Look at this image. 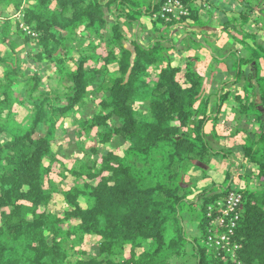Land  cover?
I'll use <instances>...</instances> for the list:
<instances>
[{"label":"trees","instance_id":"trees-1","mask_svg":"<svg viewBox=\"0 0 264 264\" xmlns=\"http://www.w3.org/2000/svg\"><path fill=\"white\" fill-rule=\"evenodd\" d=\"M181 1L188 15L167 17L164 0H0V14L4 6L21 12L18 20L2 19L0 28V42L9 49L7 56L0 53L5 68L0 77V264H66L62 241H81L86 234L99 241L83 250L76 264H177L190 248L195 264H264V187L235 188L231 171L222 183L183 186L188 169L231 154L244 160L232 167L251 161L264 182V43L248 29L255 8L262 18L264 11L260 0L254 6L253 0H241V22L223 21L238 44L231 54L244 88L242 94L225 93L210 113L212 95L206 93L200 58L174 63L170 51L177 42L163 33L179 22L201 24L195 0ZM145 17L151 19L148 29ZM133 24L145 33L136 34L132 48L125 45L123 26ZM14 27L26 46L38 47L28 48L23 58L37 68L47 65L56 86L46 89L37 69L22 67L18 42L11 37ZM80 32L87 40L76 58L71 42ZM69 60L75 68L68 67ZM111 67L117 76L106 88ZM90 94L101 97L93 112L66 128L64 122L84 108ZM229 96L238 104L235 126L255 118L258 127L251 143L225 153L208 140L206 126L211 117L218 119ZM65 136L70 141L90 137L102 145L116 140L117 145L100 153L98 145L88 151L77 139L88 159L96 158L71 170L74 183L59 188L51 161L55 144ZM231 191L242 195L240 216L232 248L218 249L209 239L225 229H214L212 221ZM56 193L69 206L63 215L50 208ZM190 222L199 235L187 234Z\"/></svg>","mask_w":264,"mask_h":264},{"label":"rangeland","instance_id":"rangeland-1","mask_svg":"<svg viewBox=\"0 0 264 264\" xmlns=\"http://www.w3.org/2000/svg\"><path fill=\"white\" fill-rule=\"evenodd\" d=\"M259 3L261 5V8L264 11V0H260ZM3 8H4L3 10H5V13L0 14V22H1L0 28L3 22L2 19L11 18L12 21L19 19L18 18L19 16H16L18 15L19 11H16V9H14L12 6H9V7L4 6ZM232 17H237V15L236 16L233 15ZM146 20L147 22H149L148 25L150 27L151 19H146ZM251 24H253L254 26L255 25L254 21H252L249 25ZM253 26L251 28H253L254 31L257 30L256 34L258 35L260 41L264 43V17L263 19H260L259 24L255 25L256 27H253ZM20 28L23 30L22 26ZM133 29L134 28L130 26H123V33L126 37L125 45H128L130 47H132L131 42L135 39L132 37L134 33ZM250 31L252 32V30ZM26 32L31 33V30L28 28L26 29ZM144 33L145 32L142 31L139 37L141 38L142 34L144 36ZM82 34L84 33L80 32V37H78L74 42H71V45H72L71 46V56L72 57L77 58L79 56V53L77 50L78 47H83L86 44L87 39H84L85 36H83ZM11 37L18 42V47L16 48V50L17 52L18 51L19 52L17 53L18 55L16 56H18L19 62L22 65V67L28 68V70L30 71L37 69L43 77V86L46 89H50L52 86H56L57 80L55 77L51 78L50 75L52 73V70L48 68L47 65H42L41 67L37 68L36 66L29 65L26 58H23L28 48L31 47L32 50L36 51L38 48L37 45H34L32 42H30L32 43V46L30 45L26 46L22 36L20 35L19 31H17L16 27H14V29L11 30ZM135 37H136V34H135ZM83 40H85V42ZM6 47H7L6 45L0 42V53L3 56H7V51L9 49ZM21 49H23L22 52H20ZM170 54L172 55L174 59V63L179 64V65L183 64L182 59H183L184 54L177 52L175 49L170 51ZM205 54L207 55L206 51H205ZM185 61H187V58L185 59ZM67 64L69 68H75V64L73 60L72 61L69 60ZM211 66L212 65H210L206 61L205 56L200 57L199 67H200L201 72L204 73L203 75L205 76V85L208 88L209 86L215 85L213 84L216 82L214 77L218 70V69L212 68ZM4 70H5L4 65L0 64V77L2 76ZM48 76H50L51 79H48ZM116 76L117 75L115 73V69L111 67L110 73L105 78L104 86L106 88L109 87L113 83ZM232 78H234L233 74H231V76H229V78L227 79H232ZM213 80L215 82H213ZM232 81H234V79ZM216 85L217 86L214 88H215V91L216 89H218L216 92V100H217L218 95L220 94L222 96L224 93H222L221 92L222 89H220L221 83L220 84L217 83ZM243 86H244V81L238 82L237 84H233V87H231V89H233L231 93L234 95L235 94L237 95L240 93L242 94ZM214 88H212L213 89L212 92L206 91V93L214 96L215 94ZM258 90L259 89L256 90V100L258 103H261ZM100 99H101L100 95L98 97H95V95L90 94L86 99L87 101H86L84 108L81 111L79 110L80 112L77 111V113L71 114L67 118L66 122H64V125L66 126V128L72 129L73 128L72 124L74 123L76 119H79L82 116V114H86V115L91 114L93 110L95 109L97 103L100 101ZM214 105L217 106V102H215ZM214 105L211 103V106H209V108L214 107ZM237 105L238 104L233 99H231V102L230 103L228 102L226 108H222V110L220 111V114H219L220 121L215 125H210V128L208 130V132H213L216 130L217 135L220 134L221 136H224L222 142L225 145L220 146L221 148H219V150L225 151V153H230L232 148L238 145H242L244 143H249V142L251 143V141L254 140L255 138L254 132L257 130V127H258L256 121L253 120L255 118H250L249 119L250 121L247 120V122L246 123L244 122L243 124H241L240 127L235 126L238 124L237 123L238 121L235 120V115L239 112V110L237 109L238 108ZM242 119H246V117L244 116L242 117ZM195 121L196 120H193L191 122L190 132L192 131V127L195 124ZM212 136L214 135L213 134L210 135V137ZM77 139H79L80 142H84L85 148L88 151H90V147L94 143V141H92L90 137L77 136V138L75 137V139L70 141L71 140L70 137L65 136L64 141H61V142L59 141V143L55 144L54 150L56 151L57 154L55 155V160L52 159L51 161V167H52L51 176L55 180L56 185L59 186V188H69L71 186V183L72 184L74 183L75 177L71 173V170L73 169L81 170L83 162H90L92 159L96 158V156L93 154L91 155V159H88V154L84 153L83 151H81V148L76 146L75 142ZM94 145H98L97 147L100 149V153L101 152L103 153L105 150L115 149L117 143H116V140H112L109 144H106V145L97 144V143H94ZM227 156L228 157H226V155L225 156L218 155V156H215L208 165L199 164L200 166L199 169H196V170L188 169L189 175L185 179V182H183V186L189 187L193 183H197L196 189H200L203 185H206L207 183H210L212 181H215L216 183H222L227 180L228 171H231L233 175V178H232L233 186L235 188L249 186L250 188H253V189H261L262 187H264V182H262L256 177L257 169H256V166L253 165V162L250 161L249 164L246 163V165H244L241 169H236V167H232V165L234 166L237 165L238 159L232 156V154L230 155V157L229 155ZM49 160L50 158H47V162H49ZM205 174H207V176H205ZM50 208L52 211L56 212V214L63 215V212L69 209V206L65 202L63 196L60 193H56L50 205ZM197 234L199 235L198 231H197ZM189 235L193 236L191 231L189 232ZM98 241H99V237L97 235H87V234L82 236L81 241H78L77 239H72V238L63 240L62 245L67 250V253H68V260L66 264H76L77 260L81 257V252H83V250H86V251L91 250L92 247L96 245ZM177 264H195V259L193 258V255H192V248L189 249L188 255L186 258L177 260Z\"/></svg>","mask_w":264,"mask_h":264},{"label":"crops","instance_id":"crops-1","mask_svg":"<svg viewBox=\"0 0 264 264\" xmlns=\"http://www.w3.org/2000/svg\"><path fill=\"white\" fill-rule=\"evenodd\" d=\"M107 1V0H102ZM196 4L198 5L199 9V19L201 20V24H195L192 22H179L173 25H170L166 28H164L163 33L167 37H172L176 44L178 45L175 50L179 53H182L183 55V64L186 58L189 56H205L206 61L212 65L211 67L214 69H218L215 74V81L217 83H221L220 89L222 93H224L222 96L219 94L218 98L216 100V92L218 89L215 88L217 83L213 80V86L207 87L208 91H213L212 88H214V96H211L210 98V106L211 103L214 105L215 102H217V105L227 92H231L233 89V84H237L239 81L236 77V57L231 54V51L238 48V44L235 41V39L228 33V31L225 30L223 21L224 20H236L237 23L241 22L240 17V9H241V0H195ZM253 6L256 4V2L252 1ZM8 9V8H7ZM238 13V14H237ZM237 17H232V16ZM251 22L254 21V24L257 25L260 23V19L262 18V12L257 7L255 8V11L253 14H251ZM146 19H150L149 17H146ZM144 18L145 27L149 28V22H147ZM259 21V23H258ZM250 22V23H251ZM151 25V24H150ZM253 24L248 25L249 31L252 30V32L256 33L254 31ZM259 26V25H258ZM134 29V33L138 34V36L142 33L143 29L140 26H137L136 24H133L132 26ZM151 27V26H150ZM145 28V29H146ZM142 29V30H141ZM256 29V28H255ZM133 33L132 37L135 38V34ZM200 46H198V45ZM203 46V47H202ZM174 50V49H173ZM205 51L207 52V55L205 54ZM205 54V55H204ZM182 64V65H183ZM204 74V73H203ZM233 74L234 78L227 79L229 76ZM218 80H217V79ZM234 79V81H232ZM218 88V87H217ZM244 88V86H243ZM242 88V92H243ZM219 89V90H220ZM220 92V91H219ZM241 92V91H240ZM259 93V90H258ZM232 97L229 96V99L223 100V108H226L228 102H231ZM230 100V101H229ZM228 101V102H227ZM225 104V105H224ZM214 107L209 108L210 113H215ZM234 110V109H233ZM213 111V112H212ZM220 116H218V119L216 121L211 120L208 122L206 126V132H208L210 125H215L220 121ZM208 140L211 141V144L214 148L219 149L220 146H224L223 144V137L220 134L217 135L216 130L213 132H208ZM214 135L210 137V135ZM235 158L239 160L242 158V156H235ZM243 158L241 159V161ZM244 163V160L242 161ZM238 163L236 166H238ZM187 234L189 235V232L193 234V236L198 235L197 234V228L195 223H188L187 225ZM190 236V235H189Z\"/></svg>","mask_w":264,"mask_h":264},{"label":"built area","instance_id":"built-area-1","mask_svg":"<svg viewBox=\"0 0 264 264\" xmlns=\"http://www.w3.org/2000/svg\"><path fill=\"white\" fill-rule=\"evenodd\" d=\"M162 13L163 16L167 17H180L188 15L189 10L181 0H164ZM16 16L20 18L21 12L19 11ZM21 26L25 30L28 29L24 24H21ZM32 34L34 35V33ZM220 205L223 206V209L221 213L213 219L212 225L215 227L214 229L224 228L225 230L219 233L215 238L210 237L209 241L211 245L214 244L218 249L230 250L233 245L231 234L240 216L239 210L242 205V195L239 192L231 191L225 203H220Z\"/></svg>","mask_w":264,"mask_h":264}]
</instances>
